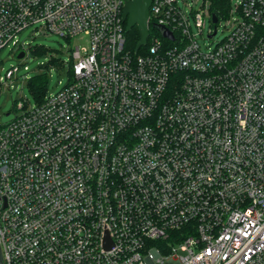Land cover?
Masks as SVG:
<instances>
[{
	"label": "built area",
	"instance_id": "built-area-1",
	"mask_svg": "<svg viewBox=\"0 0 264 264\" xmlns=\"http://www.w3.org/2000/svg\"><path fill=\"white\" fill-rule=\"evenodd\" d=\"M128 1L0 0V51L31 26L87 38L68 84L0 125L3 264H264V0H230L206 49L211 0H152L136 55Z\"/></svg>",
	"mask_w": 264,
	"mask_h": 264
},
{
	"label": "rangeland",
	"instance_id": "rangeland-1",
	"mask_svg": "<svg viewBox=\"0 0 264 264\" xmlns=\"http://www.w3.org/2000/svg\"><path fill=\"white\" fill-rule=\"evenodd\" d=\"M183 9L199 10L205 0H179ZM238 0H232V3ZM234 21V15L221 17L217 26V34L213 39L209 38L210 19L206 18L204 32L201 34L195 23L194 33L203 49L214 46L229 33ZM18 43L14 45V39L0 51V125L13 120L23 109L19 108L20 102H26L27 108L35 107L38 101L30 87L29 80L37 75L47 77V95L54 94L66 86L69 82V69L71 63L70 49L87 44L86 37L67 39L51 32H44L43 28L31 26L23 30L17 36ZM24 45L26 55L19 58L18 54ZM36 47H43L37 50ZM22 51V50H21ZM54 60L58 61L56 63ZM12 67H19L16 75L9 79L6 72Z\"/></svg>",
	"mask_w": 264,
	"mask_h": 264
},
{
	"label": "water",
	"instance_id": "water-1",
	"mask_svg": "<svg viewBox=\"0 0 264 264\" xmlns=\"http://www.w3.org/2000/svg\"><path fill=\"white\" fill-rule=\"evenodd\" d=\"M152 0H129L123 11V21L126 22V31H129L133 26H137L140 31V40L136 46V52L147 44L150 34L149 29V8ZM213 22L217 21V16L214 14L212 17ZM153 27L162 35V37L174 40V34L167 27L159 24H153ZM214 32L212 36H214ZM24 52H21L18 57L23 58ZM0 264H3L2 253L0 249Z\"/></svg>",
	"mask_w": 264,
	"mask_h": 264
},
{
	"label": "trees",
	"instance_id": "trees-1",
	"mask_svg": "<svg viewBox=\"0 0 264 264\" xmlns=\"http://www.w3.org/2000/svg\"><path fill=\"white\" fill-rule=\"evenodd\" d=\"M230 0H211V10L212 12L219 18L225 17L229 8H230ZM158 34V31L153 27L151 29V34ZM126 39H127V50L132 55H136V46L140 40V31L137 26H133L129 31H126ZM37 50H43V47H36ZM147 47H141L138 50V54H142L146 52ZM56 63L58 61L54 60ZM70 73V70H69ZM47 77L44 75H37L29 80L30 87L38 101V103L43 102L47 95Z\"/></svg>",
	"mask_w": 264,
	"mask_h": 264
}]
</instances>
